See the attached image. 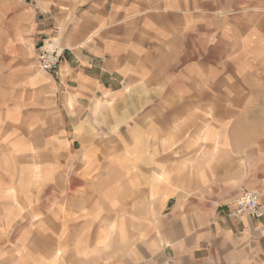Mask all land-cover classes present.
<instances>
[{
  "label": "clouds",
  "instance_id": "1",
  "mask_svg": "<svg viewBox=\"0 0 264 264\" xmlns=\"http://www.w3.org/2000/svg\"><path fill=\"white\" fill-rule=\"evenodd\" d=\"M108 3L0 0V264H123L193 200L264 210V0H240L243 26L237 0ZM160 3L187 24L159 27ZM122 11L143 18L126 42Z\"/></svg>",
  "mask_w": 264,
  "mask_h": 264
},
{
  "label": "crops",
  "instance_id": "2",
  "mask_svg": "<svg viewBox=\"0 0 264 264\" xmlns=\"http://www.w3.org/2000/svg\"><path fill=\"white\" fill-rule=\"evenodd\" d=\"M96 2L103 3V0ZM113 2L121 3L122 0H110V9L108 3L98 11L108 14ZM132 2L128 0V4ZM125 16L126 13L120 12L111 29L124 42L131 34L133 24L143 19L137 17L130 21ZM194 202L191 201L188 207L180 205L171 216L158 221L151 229L150 242L140 244L141 254L147 261L151 260V264H243L246 240L254 247H264V217L243 215L232 218L233 206L217 208Z\"/></svg>",
  "mask_w": 264,
  "mask_h": 264
},
{
  "label": "rangeland",
  "instance_id": "3",
  "mask_svg": "<svg viewBox=\"0 0 264 264\" xmlns=\"http://www.w3.org/2000/svg\"><path fill=\"white\" fill-rule=\"evenodd\" d=\"M240 0H237V5H234L237 10V21L243 26L242 21L240 20L239 14H241L244 9H241L238 7ZM108 9H110V0ZM147 4H143V7H147ZM206 10H215L219 7V5H213L211 3L204 5ZM158 10L154 11L152 13H149L153 17V19L156 21L157 25L161 27L162 29H166L168 31H175L178 29H182L187 24V18L184 16L183 11H178L176 9H168L167 5L165 3H160L157 6ZM14 14L9 13V17L12 18ZM194 16H199V13H194ZM205 29V25L203 23L200 24H193L192 28L189 30L187 35L193 40L194 43L198 42L200 33L203 32ZM10 36L15 37L16 32L12 31L9 33ZM42 44V45H41ZM43 46V40H40V42L37 44V48H40ZM19 47V46H17ZM216 56V51L212 50L210 55L206 57L208 60H214ZM13 57L9 54V52L5 51L3 53V64H7L9 61H11ZM23 63L21 60H17L16 64L13 65V67H16L18 64ZM28 115L29 113H25ZM49 119H53V117H49ZM23 159V158H22ZM36 159H39L37 157ZM174 203V201L172 202ZM196 203V202H194ZM221 208V207H220ZM152 237L151 229L148 231H141L139 233H136L132 238L128 245L125 247V254L123 255V264H151V260H146L143 254H141L140 244H146L150 242ZM144 259V260H141ZM157 264V263H153ZM200 264V263H199Z\"/></svg>",
  "mask_w": 264,
  "mask_h": 264
},
{
  "label": "built area",
  "instance_id": "4",
  "mask_svg": "<svg viewBox=\"0 0 264 264\" xmlns=\"http://www.w3.org/2000/svg\"><path fill=\"white\" fill-rule=\"evenodd\" d=\"M251 207L246 201H241L239 207L233 206L230 216L232 218H240L243 215H252L257 218L264 217V210H261L259 206H255V211H248V208Z\"/></svg>",
  "mask_w": 264,
  "mask_h": 264
}]
</instances>
